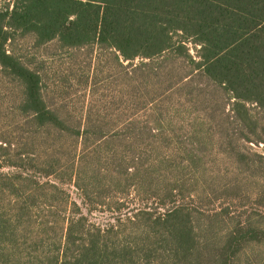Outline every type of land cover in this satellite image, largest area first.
Masks as SVG:
<instances>
[{"label":"trees","instance_id":"1","mask_svg":"<svg viewBox=\"0 0 264 264\" xmlns=\"http://www.w3.org/2000/svg\"><path fill=\"white\" fill-rule=\"evenodd\" d=\"M27 37L33 48L107 51L121 77L110 83L125 86L119 100L144 106L146 121L92 108L74 120L50 105L34 52L18 47ZM172 59L192 67L178 78ZM0 88L13 114V132L0 133V264H264V122L250 106L264 117V0H0ZM232 123L262 152L215 137ZM179 125L190 146L167 154L166 140L186 143L164 133ZM216 143L232 150L218 154ZM132 193L162 209L136 208L125 230L122 214L90 223Z\"/></svg>","mask_w":264,"mask_h":264},{"label":"rangeland","instance_id":"2","mask_svg":"<svg viewBox=\"0 0 264 264\" xmlns=\"http://www.w3.org/2000/svg\"><path fill=\"white\" fill-rule=\"evenodd\" d=\"M17 43L19 49H21L22 52H34V65L40 66L41 74L43 77L42 88L48 103L52 106L64 108L69 113V115L67 116L74 118V120L81 118L84 119L88 116V112L92 108L97 111L110 110L109 113H104L103 115L99 113L95 115L96 117L100 118H107L112 120L136 119L138 121H146V119L148 118V112L145 110L144 106L137 107V105H134L130 100H119L120 93L118 94L117 92L118 87H121L122 89L125 86L121 81H118L119 83L114 82L115 85L110 83L112 82V80L116 81L121 77L119 69L114 62V57L108 54L107 51L99 52L97 50H93L92 52H89L88 48L67 49L62 48L56 42H51L41 47L33 48V43L28 37L18 39ZM187 44L190 47V52L195 55L196 49L194 47V44L190 42H188ZM139 62H141V59H136L133 63ZM124 63L128 64L126 65L128 68H131L129 61H126ZM155 64L157 63L155 62ZM166 64L169 67L174 66V68H176L178 78L180 76H185V74L192 67L190 63H181L176 59L166 61ZM195 81L197 82H194L193 85H202L201 79L195 78ZM173 82L175 81H172L171 83L166 82L168 85H166L165 87H169ZM114 95H116V98H113ZM9 99L10 96L4 94L2 88H0V133L3 134L13 132V130L8 126L13 115L10 111L11 104ZM215 103H217V101H215ZM250 106L251 108H253V111L255 113L261 116L264 122L263 113L258 110L259 108L254 104H251ZM230 109V105H227L225 112L228 113V115H233L232 110ZM193 110V113L195 114H204V111L202 109L199 112L197 108ZM180 114H183L179 116L180 118H182V120L179 121L181 125L183 122H187L191 118L188 116V111ZM181 125L179 126L182 127ZM182 128L184 130L177 128L176 132H174L172 129L165 130L166 132L164 131V133H170V135L172 136H176L175 134L177 133L179 135L174 137L173 139L186 141V143L180 144L181 147H177L171 140H166L164 142V145L162 146V150L167 154L177 152L176 154L181 155L179 151L183 152L185 149H188L187 147L190 146V142L187 137L188 133L186 131L188 129L184 127ZM229 128L230 130L226 131V133L220 130V127L217 128L216 132L214 133L215 137L218 138L222 134L225 136L231 135L235 138H240V145L237 146V149H240L247 153L262 152V144L258 145L254 142L246 140L241 135V131L238 130L235 123H232ZM154 131L157 130L155 129ZM217 140L218 139H215V141ZM220 144L221 143H216L214 145V152L217 150L218 154H222L228 150H232L229 146H223ZM4 169H7V167H5ZM186 176H188L187 179H190L192 173H187ZM251 180L252 182H256V180L253 178ZM68 188H70L71 198H76L78 195L77 190L73 187ZM143 196H146L147 198L144 199L143 202L139 197L135 196L134 193H132L129 197H127L123 205L118 206V201H113V203L111 204V208L105 205L102 208L98 207L97 209H94L89 215L90 223L100 224L101 226L105 227L108 222H116L118 219L117 216L119 214H122L119 221L120 224L116 227V229L125 230L130 226H126L128 215L132 214L134 212L133 210H136V208H139L142 205H151L153 206L152 210L154 211H160L162 209L160 208V204H157L154 199H151L150 195L144 194ZM56 197L65 198L67 196L66 194L62 193L58 194ZM56 197H54L52 201H61ZM56 205H59V203H57ZM59 206L60 209H54V211L50 213V217L58 222L57 230L58 232H61V227L63 226V224L66 225V223L63 221V215L65 213L63 209L64 204ZM113 207L118 211L113 213Z\"/></svg>","mask_w":264,"mask_h":264}]
</instances>
